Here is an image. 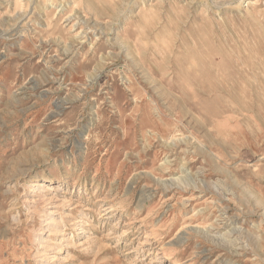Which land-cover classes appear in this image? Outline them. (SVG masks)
I'll return each instance as SVG.
<instances>
[{
	"label": "rangeland",
	"instance_id": "obj_1",
	"mask_svg": "<svg viewBox=\"0 0 264 264\" xmlns=\"http://www.w3.org/2000/svg\"><path fill=\"white\" fill-rule=\"evenodd\" d=\"M0 264H264V0H0Z\"/></svg>",
	"mask_w": 264,
	"mask_h": 264
}]
</instances>
